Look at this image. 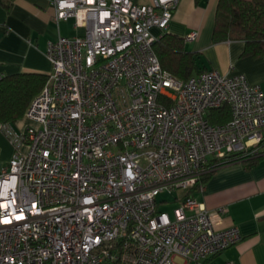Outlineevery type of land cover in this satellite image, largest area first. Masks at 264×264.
Listing matches in <instances>:
<instances>
[{
    "label": "built area",
    "instance_id": "2783aa9c",
    "mask_svg": "<svg viewBox=\"0 0 264 264\" xmlns=\"http://www.w3.org/2000/svg\"><path fill=\"white\" fill-rule=\"evenodd\" d=\"M178 1L52 0L84 32L48 42L24 131L0 125L15 147L0 173V264H200L241 240L191 190L211 160L264 142V92L244 75L162 68L152 29H168ZM225 105L230 120L213 124ZM177 191L173 213L159 210Z\"/></svg>",
    "mask_w": 264,
    "mask_h": 264
},
{
    "label": "crops",
    "instance_id": "0c3cea01",
    "mask_svg": "<svg viewBox=\"0 0 264 264\" xmlns=\"http://www.w3.org/2000/svg\"><path fill=\"white\" fill-rule=\"evenodd\" d=\"M135 1L151 5L154 0ZM219 1L179 0L164 32L183 38L186 50L196 53L204 71L244 75L251 85L260 86L264 92V55H243L245 43L241 40L216 42L213 39ZM51 2L0 0V77L18 73L49 74L52 67L47 58L48 42L60 36L83 34V29L74 27V19L58 21ZM164 32L152 29L156 36ZM191 32L197 33L196 38L186 41ZM11 124L16 130L24 131L28 121L24 115ZM14 152V145L0 131V173ZM203 188L192 194L208 210L217 212L215 228L237 227L242 238L200 264H264V158L251 166L243 163L223 166L210 176ZM178 264L195 263L182 259Z\"/></svg>",
    "mask_w": 264,
    "mask_h": 264
},
{
    "label": "trees",
    "instance_id": "16d2710c",
    "mask_svg": "<svg viewBox=\"0 0 264 264\" xmlns=\"http://www.w3.org/2000/svg\"><path fill=\"white\" fill-rule=\"evenodd\" d=\"M199 1V0H197ZM9 6V5H7ZM216 42L241 40L245 43L243 55H264V0H220L213 32ZM153 50L163 69L181 80L204 71L197 62V55L186 50L184 39L164 32L154 43ZM48 80V74L18 73L0 77V125L15 123L21 119L33 98L38 95ZM213 124L225 123L231 118L228 105L212 110L208 115ZM264 142L234 154L226 161L211 160L202 173L198 185L191 193L207 182L219 168L235 163L251 166L264 158Z\"/></svg>",
    "mask_w": 264,
    "mask_h": 264
},
{
    "label": "rangeland",
    "instance_id": "374dc122",
    "mask_svg": "<svg viewBox=\"0 0 264 264\" xmlns=\"http://www.w3.org/2000/svg\"><path fill=\"white\" fill-rule=\"evenodd\" d=\"M72 21V20H71ZM74 32L72 31V34ZM183 198V191H177L175 193H162L159 195V210L169 212L170 214L173 213V209L178 205L176 198ZM181 258L176 257L175 262H181Z\"/></svg>",
    "mask_w": 264,
    "mask_h": 264
}]
</instances>
